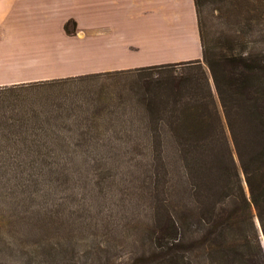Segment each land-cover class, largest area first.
<instances>
[{"label":"trees","instance_id":"obj_1","mask_svg":"<svg viewBox=\"0 0 264 264\" xmlns=\"http://www.w3.org/2000/svg\"><path fill=\"white\" fill-rule=\"evenodd\" d=\"M194 1L201 59L104 72L186 68L168 83L142 85L147 116L135 125L134 155L147 160L148 207L133 229L139 246L129 259H112L99 244L96 260L80 263L52 243L27 256L28 264H264V0H222V29L205 17L210 1ZM233 12L238 19H229ZM70 25L76 26L65 24L68 35ZM44 82L0 87V181L26 179L14 184L23 193L42 184L41 197L51 174L70 176L65 167L77 157L106 167L101 143L122 140L117 131L100 130L102 113L115 111L91 106L89 97L38 102L27 88ZM163 92L167 97L157 98ZM22 167L41 173L32 182ZM104 184L100 178L92 188L102 194Z\"/></svg>","mask_w":264,"mask_h":264},{"label":"rangeland","instance_id":"obj_2","mask_svg":"<svg viewBox=\"0 0 264 264\" xmlns=\"http://www.w3.org/2000/svg\"><path fill=\"white\" fill-rule=\"evenodd\" d=\"M209 1L205 17L213 23V29L226 27L218 20L228 19L227 14L224 16L226 7L223 6L222 0ZM258 2L259 0H250L249 6H257ZM237 16L233 12L229 19H238ZM75 25L69 26L70 37L77 36L76 22ZM197 38L201 50L198 35ZM143 42L131 53L132 58L139 63H147L137 68L188 61L185 60L188 56L198 58L200 54L198 49L187 50L191 47L189 43L170 38L149 39ZM69 43L61 41L60 47L70 51L66 48L71 46ZM82 57L79 54L59 55V64L56 62L46 66H53L54 74L67 72L71 75H60L53 78L54 81L49 79L44 83L29 85L27 91L33 94L38 102L75 96L89 97L86 100H93L91 106L96 108L106 105L110 111L115 112L112 115L107 114V117L102 113L104 120L100 121V130L106 134L117 131L122 140L101 143L102 147L97 153L100 152L99 158H104L103 163H108L106 167L86 164L84 159L77 157L71 166L65 167L70 176L51 174L50 178L53 179L47 183L46 193L43 192L47 197H41V191H38L42 189V184L36 187L32 185L30 189L24 188L26 193H23L14 184L26 183V179L0 181V264H28L27 256L52 243L66 248L80 263L96 260L93 251L99 244L110 252L112 259H129L130 254L139 246V237L133 229L143 221L141 209L144 210V203L147 205V198L142 194V165L147 160L134 155L137 153L134 147L138 142L135 125L138 126L140 119L147 116V112L140 106V99L147 97L142 85L151 86L158 81L168 83L166 81L180 76L186 68L173 65L162 70L142 69L105 74L85 72V69H90L95 64L93 61H83ZM42 60L41 64L44 65ZM79 75L84 76L70 78ZM166 97L167 94L163 92L158 94L157 98ZM126 140H129V143H123ZM21 170L32 182L33 175L41 173L38 168L22 167ZM107 177L110 180H106ZM100 178L104 179L105 183L102 194L96 193L92 188V184ZM51 190L56 194H50ZM29 191H37L38 196L28 198ZM133 204L137 208L131 207ZM90 249L91 253L87 254ZM41 264L63 263L46 260Z\"/></svg>","mask_w":264,"mask_h":264},{"label":"crops","instance_id":"obj_3","mask_svg":"<svg viewBox=\"0 0 264 264\" xmlns=\"http://www.w3.org/2000/svg\"><path fill=\"white\" fill-rule=\"evenodd\" d=\"M70 20L76 37L65 32ZM197 35L194 0H0V87L71 75L53 73L59 55L93 61L85 72L135 69L147 63L131 53L149 39H193L187 50L200 54L185 60L199 59ZM61 41L70 42V51Z\"/></svg>","mask_w":264,"mask_h":264},{"label":"bare ground","instance_id":"obj_4","mask_svg":"<svg viewBox=\"0 0 264 264\" xmlns=\"http://www.w3.org/2000/svg\"><path fill=\"white\" fill-rule=\"evenodd\" d=\"M185 42L189 43L190 45L189 46H196L195 42L193 41V39H189V40H186ZM185 47V46H184ZM196 48V47H195Z\"/></svg>","mask_w":264,"mask_h":264}]
</instances>
